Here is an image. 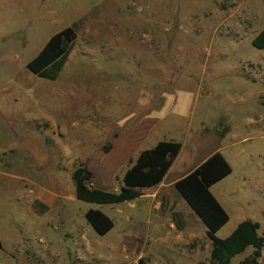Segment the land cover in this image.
Masks as SVG:
<instances>
[{
	"label": "rangeland",
	"instance_id": "rangeland-1",
	"mask_svg": "<svg viewBox=\"0 0 264 264\" xmlns=\"http://www.w3.org/2000/svg\"><path fill=\"white\" fill-rule=\"evenodd\" d=\"M68 27L77 39L58 79L32 73L27 64ZM263 29L264 0H0V264L209 263L207 228L169 185L173 174L118 205L78 200L72 175L85 165L92 187L119 193L153 147L147 118L158 141L198 137L195 160L218 137L264 131L245 125L264 115V51L252 45ZM244 147L226 152L236 173L213 189L231 219L221 239L248 219L264 236V194L231 193L252 168L264 189V137ZM91 208L114 220L108 234L88 223Z\"/></svg>",
	"mask_w": 264,
	"mask_h": 264
},
{
	"label": "trees",
	"instance_id": "trees-1",
	"mask_svg": "<svg viewBox=\"0 0 264 264\" xmlns=\"http://www.w3.org/2000/svg\"><path fill=\"white\" fill-rule=\"evenodd\" d=\"M77 39V32L68 27L53 35L27 68L41 78L56 81L60 76ZM252 45L264 51V29L252 40ZM181 142L160 141L151 149L140 153L123 177L119 193L92 187L94 173L85 165L73 172L76 197L80 201L97 205H118L142 196L141 190L162 183L182 150ZM233 168L222 152L217 151L194 171L175 183L180 196L207 228L212 243L209 263L232 264V259L252 247L253 254L241 264H260L264 236L260 224L252 220L241 222L225 239L217 233L229 222L230 216L211 191V187L229 176ZM86 219L97 234L104 236L114 228V221L101 209H89ZM139 264H144L141 261Z\"/></svg>",
	"mask_w": 264,
	"mask_h": 264
},
{
	"label": "crops",
	"instance_id": "crops-1",
	"mask_svg": "<svg viewBox=\"0 0 264 264\" xmlns=\"http://www.w3.org/2000/svg\"><path fill=\"white\" fill-rule=\"evenodd\" d=\"M258 35V34H257ZM256 35V36H257ZM256 36H254L253 38H255ZM257 69L263 74L264 76V64H261V62L259 64H257ZM263 98V97H261ZM260 98V99H261ZM147 122L149 123L148 125V128H147V131H146V136H148L149 141H150V146L153 145L156 146V144L160 141L158 137H160V135L158 134V132L156 130L153 129L154 127V124L156 122V120H152L150 118H147ZM264 123V115L263 114H251V116H249L246 121H245V125L247 126H255V127H261V124ZM264 131H261L259 132V134L257 135H246L245 134H242L240 136L236 135V134H232L230 135L229 137L225 138V137H218V139H216V143L218 144V146L216 147V149L214 151H212L211 153H208L206 156L204 157H199V159H196V156H194L195 153H197V149H200L198 148V137H193V138H190V143H185L184 141L182 142L181 139H179L182 143V150L179 154V156L177 157V159L174 161L172 167L170 168L168 174H173L174 177L171 179V182L169 185H173L175 187V183L177 181H179L180 179L184 178L185 176H187L188 174H190L192 171H194L198 166H200L206 159H208L212 154H214L215 152L217 151H220L223 153V155L226 157V159L229 161V157L227 156V153L226 152H230V150L232 148H238V151H237V154L238 155H242V154H245L246 153V148L244 147V144L253 140L254 138L256 137H264L263 135ZM232 136V137H231ZM220 138V139H219ZM173 140V139H172ZM163 141H166V140H163ZM178 142V141H176ZM152 147V148H153ZM151 149V148H149ZM146 150V149H144ZM142 150V151H144ZM141 151V152H142ZM140 152V153H141ZM118 153H120L121 155V160H118V162H121V163H125L128 159H129V155L128 153L126 152H123V151H119ZM139 153V155H140ZM138 155V156H139ZM137 156V158H138ZM136 158V159H137ZM251 160V158H249ZM234 160H237L236 158ZM116 160H114V163H115ZM136 161V160H135ZM134 161V162H135ZM252 161H253V158H252ZM117 162V163H118ZM229 163L231 164V162L229 161ZM241 164V163H240ZM190 166L188 170H182L185 166ZM243 165V164H242ZM232 168H233V171L232 173L227 176V177H231L233 176L235 173H236V168L235 166H233L231 164ZM257 169H260V166H257ZM240 171V170H239ZM168 174L166 175V177L164 178V180L162 181V183L160 185H158L157 187H163L166 185V178L168 176ZM226 177V178H227ZM241 180H242V184L241 185H234L231 189V193L233 196L237 195L240 193V190H242L243 192H246L248 190L252 191V192H248V194L250 195V201H255L253 199H251V196H254L255 193L254 191H257L258 192V198L262 199L261 197L263 196L264 194V189H259L260 187H258V183H259V176L256 174V171L255 169H247V170H244L241 172ZM224 178V179H226ZM223 179V180H224ZM219 183V182H218ZM217 183V184H218ZM215 184V185H217ZM215 185H213L211 187V191L212 193L214 194V196L217 198V200L220 202V204L222 205L223 203V200L220 199L219 195H215V193L213 192V189L216 187ZM257 187V188H256ZM155 188V187H154ZM240 188V189H239ZM148 189H151V188H148ZM176 189V188H175ZM144 190V189H143ZM142 191V190H141ZM254 193V194H253ZM143 196V194H142ZM141 196V197H142ZM141 197H139L138 199H140ZM253 198V197H252ZM264 198V197H263ZM136 199V200H138ZM181 199V198H180ZM134 201V200H133ZM131 202V201H130ZM184 203V201H183ZM187 203V202H186ZM185 207L188 209V207L186 206V204L184 203ZM223 206V205H222ZM190 207V206H189ZM224 208V207H223ZM93 209V208H91ZM225 209V208H224ZM226 210V209H225ZM264 210V209H262ZM104 212V211H103ZM188 212H190V210H188ZM228 213V212H227ZM229 214V213H228ZM109 216V215H108ZM230 216V215H229ZM110 217V216H109ZM111 218V217H110ZM112 219V218H111ZM231 220V219H230ZM229 220V222H230ZM248 220H252L254 222H258L256 220H253V219H248ZM114 221V220H113ZM228 222V223H229ZM243 222V221H242ZM227 223V224H228ZM259 223V222H258ZM115 224V222H114ZM240 224V223H238ZM260 224V223H259ZM115 227V225H114ZM236 229V227H235ZM234 231V230H233ZM232 231V232H233Z\"/></svg>",
	"mask_w": 264,
	"mask_h": 264
},
{
	"label": "water",
	"instance_id": "water-1",
	"mask_svg": "<svg viewBox=\"0 0 264 264\" xmlns=\"http://www.w3.org/2000/svg\"><path fill=\"white\" fill-rule=\"evenodd\" d=\"M51 142L49 140H47L46 144H50Z\"/></svg>",
	"mask_w": 264,
	"mask_h": 264
}]
</instances>
